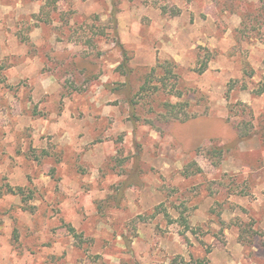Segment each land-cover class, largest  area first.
Segmentation results:
<instances>
[{
    "label": "rangeland",
    "instance_id": "rangeland-1",
    "mask_svg": "<svg viewBox=\"0 0 264 264\" xmlns=\"http://www.w3.org/2000/svg\"><path fill=\"white\" fill-rule=\"evenodd\" d=\"M0 193V264H264V1L0 0Z\"/></svg>",
    "mask_w": 264,
    "mask_h": 264
},
{
    "label": "trees",
    "instance_id": "trees-1",
    "mask_svg": "<svg viewBox=\"0 0 264 264\" xmlns=\"http://www.w3.org/2000/svg\"><path fill=\"white\" fill-rule=\"evenodd\" d=\"M173 64L174 63H172L171 61H168V60H165L163 62H158L153 68H151V71L148 73V75H146L147 79L149 80L151 78V76L154 75V73H155V71L157 69L156 67H160L163 70V77H164V78H161V80H162V82H165V78H167V75L172 74V70H173V67H174ZM147 79L144 81V83L147 82ZM163 84L165 85V83H163ZM142 89H145V86L144 85H142ZM165 106L168 107V111L171 114L173 113V111H174V109L176 107L175 104H172V103H169V102L165 103ZM245 138H247V137L244 134H242V136L238 139V141L239 140H243ZM212 151H213V153L220 154L221 149L220 148L218 149V148L215 147ZM5 192L21 193L22 192V189L20 187L14 189L11 186H8Z\"/></svg>",
    "mask_w": 264,
    "mask_h": 264
}]
</instances>
